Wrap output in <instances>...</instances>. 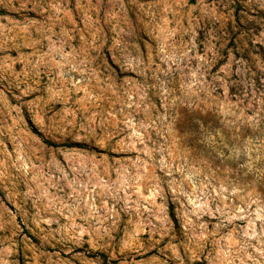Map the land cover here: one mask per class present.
Masks as SVG:
<instances>
[{"label":"rangeland","instance_id":"rangeland-1","mask_svg":"<svg viewBox=\"0 0 264 264\" xmlns=\"http://www.w3.org/2000/svg\"><path fill=\"white\" fill-rule=\"evenodd\" d=\"M0 264H264V0H0Z\"/></svg>","mask_w":264,"mask_h":264}]
</instances>
